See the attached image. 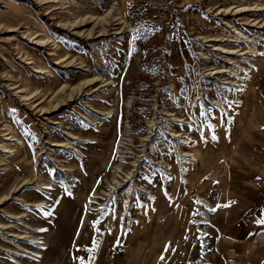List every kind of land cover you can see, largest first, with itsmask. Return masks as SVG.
<instances>
[{"label": "rangeland", "instance_id": "obj_1", "mask_svg": "<svg viewBox=\"0 0 264 264\" xmlns=\"http://www.w3.org/2000/svg\"><path fill=\"white\" fill-rule=\"evenodd\" d=\"M262 219L264 0H0V264L264 259Z\"/></svg>", "mask_w": 264, "mask_h": 264}, {"label": "crops", "instance_id": "obj_2", "mask_svg": "<svg viewBox=\"0 0 264 264\" xmlns=\"http://www.w3.org/2000/svg\"><path fill=\"white\" fill-rule=\"evenodd\" d=\"M221 140H223L222 136H221ZM220 143H221L220 147L221 149H223L224 148L223 141H221ZM245 224H246V228L247 226L249 227L252 226L250 225L251 224L250 221H246ZM256 232L258 231H253L251 229L249 231H228V236L231 238V240L238 241V243L232 245L233 247L231 249H233L234 252H236L237 249L239 258L238 260L223 262V264H264V259H260L258 255V252L260 253V251H258L255 245L248 238V237H255L257 235ZM226 252L230 254L229 251ZM241 254H243L242 255L243 257H241Z\"/></svg>", "mask_w": 264, "mask_h": 264}, {"label": "bare ground", "instance_id": "obj_3", "mask_svg": "<svg viewBox=\"0 0 264 264\" xmlns=\"http://www.w3.org/2000/svg\"><path fill=\"white\" fill-rule=\"evenodd\" d=\"M240 11L242 10V9H239ZM244 10V9H243ZM246 10V9H245ZM236 30V33H243V30L242 29H240V28H236L235 29ZM91 34V33H90ZM234 37H236V36H234ZM47 40L43 37L42 39H39L38 40V42L39 43H45ZM31 63V62H30ZM44 71V70H43ZM40 73V72H39ZM21 97L22 98H26V97H28L27 95H21ZM188 124H189V122H187ZM178 135V134H177ZM7 136H9V134H7ZM124 139V138H123ZM122 139V140H123ZM6 142H16L17 141V139H15L14 138V136H11V137H7L6 139ZM4 143V144H2L1 145V148L5 151V152H8L9 151V148H8V144L7 143ZM120 144H123V142L122 143H120ZM121 172H122V169H121V167L119 166V167H117L116 168V170H115V174L116 175H120L121 174ZM17 199V198H16ZM26 206H32V204L29 202V203H27L26 202V204H25ZM31 242H33V241H31ZM37 247H42V246H39V245H37ZM36 256H38V254H35Z\"/></svg>", "mask_w": 264, "mask_h": 264}, {"label": "snow or ice", "instance_id": "obj_4", "mask_svg": "<svg viewBox=\"0 0 264 264\" xmlns=\"http://www.w3.org/2000/svg\"><path fill=\"white\" fill-rule=\"evenodd\" d=\"M138 37H134L133 39H137ZM203 115H205V113L204 112H202L201 113V116H203ZM196 203H199V201H196ZM225 207H227L228 205H224ZM216 209H210V211H215ZM196 214H198V213H193V215H196ZM259 223H261V224H264V219H262V220H260V221H258ZM167 250V249H166ZM161 259H163V256L161 257Z\"/></svg>", "mask_w": 264, "mask_h": 264}]
</instances>
